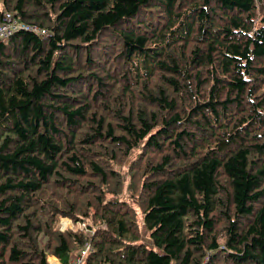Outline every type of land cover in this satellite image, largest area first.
<instances>
[{"label":"trees","instance_id":"16d2710c","mask_svg":"<svg viewBox=\"0 0 264 264\" xmlns=\"http://www.w3.org/2000/svg\"><path fill=\"white\" fill-rule=\"evenodd\" d=\"M7 13L45 33L0 41V264H264V0Z\"/></svg>","mask_w":264,"mask_h":264},{"label":"built area","instance_id":"2783aa9c","mask_svg":"<svg viewBox=\"0 0 264 264\" xmlns=\"http://www.w3.org/2000/svg\"><path fill=\"white\" fill-rule=\"evenodd\" d=\"M26 30L36 34L45 33L44 30L39 27L36 28L29 24H24L14 17L13 14L7 13L0 23V41H6L10 39L17 31ZM60 230L65 232L72 230L73 232H84L89 237L93 234V231L88 228L87 224L82 222L75 223L70 218L60 219ZM93 251V247L90 242H87L80 252L72 257V264H84L86 258Z\"/></svg>","mask_w":264,"mask_h":264},{"label":"rangeland","instance_id":"374dc122","mask_svg":"<svg viewBox=\"0 0 264 264\" xmlns=\"http://www.w3.org/2000/svg\"><path fill=\"white\" fill-rule=\"evenodd\" d=\"M258 12H259V10H258ZM10 14H12V13H10ZM140 153L141 152L139 150L134 151L131 154V156L128 158L127 162L121 167V172L124 176V186H125L122 193H123L124 197L126 198V200H128L130 202H133V199H132L133 191H132V186H131V179H130L131 176H130V172H129V167L137 160ZM148 240L149 239L147 238V236H144L143 242L148 243ZM50 258H52V259L49 260ZM57 261H58V263H60V259L57 258L56 256H51L48 258V262L50 264H57ZM84 264H85V262H84Z\"/></svg>","mask_w":264,"mask_h":264},{"label":"crops","instance_id":"0c3cea01","mask_svg":"<svg viewBox=\"0 0 264 264\" xmlns=\"http://www.w3.org/2000/svg\"><path fill=\"white\" fill-rule=\"evenodd\" d=\"M56 259V258H55ZM57 264H61V263H58V261H57Z\"/></svg>","mask_w":264,"mask_h":264}]
</instances>
